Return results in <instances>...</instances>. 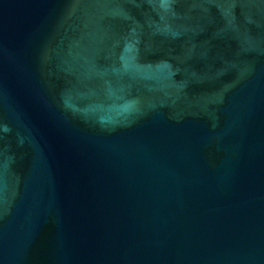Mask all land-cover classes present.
Masks as SVG:
<instances>
[{
	"label": "water",
	"instance_id": "obj_1",
	"mask_svg": "<svg viewBox=\"0 0 264 264\" xmlns=\"http://www.w3.org/2000/svg\"><path fill=\"white\" fill-rule=\"evenodd\" d=\"M0 264H264V0H0Z\"/></svg>",
	"mask_w": 264,
	"mask_h": 264
}]
</instances>
